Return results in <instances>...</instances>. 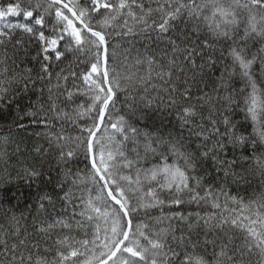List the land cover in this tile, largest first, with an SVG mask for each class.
Returning a JSON list of instances; mask_svg holds the SVG:
<instances>
[{"label": "snow or ice", "instance_id": "snow-or-ice-1", "mask_svg": "<svg viewBox=\"0 0 264 264\" xmlns=\"http://www.w3.org/2000/svg\"><path fill=\"white\" fill-rule=\"evenodd\" d=\"M0 264H264V0H0Z\"/></svg>", "mask_w": 264, "mask_h": 264}]
</instances>
